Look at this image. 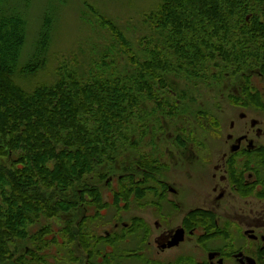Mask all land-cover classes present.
I'll list each match as a JSON object with an SVG mask.
<instances>
[{
    "label": "trees",
    "instance_id": "trees-1",
    "mask_svg": "<svg viewBox=\"0 0 264 264\" xmlns=\"http://www.w3.org/2000/svg\"><path fill=\"white\" fill-rule=\"evenodd\" d=\"M250 4H255L256 14L264 18V0H162L158 11L147 17L159 44L149 49L143 38L135 47L139 49L137 54L120 29L95 12L101 28L110 33L121 54L126 53L133 63L131 70L118 76L112 63L102 61V65L95 66L99 71H90L84 80L62 68L51 86L42 85L31 92L11 81L25 39L23 20L15 14L0 13V256L6 254L7 240L26 244L32 241L37 250L47 249L50 244L42 236L50 235V227L30 236V226L49 217L63 218L65 225L60 234L86 247L91 238L82 228H89L87 222L97 221L102 211L111 207L104 203L101 188L109 186L117 172H121L117 182L127 185L114 196V208L120 200L127 202L124 193L128 186L134 197L129 204L141 205L146 194L155 193L151 185H156L153 169L144 167L161 162L142 155L140 162L130 163V154L120 155L121 141L130 140L124 132L136 122L141 131L144 129L143 141L151 139L152 147L159 144L158 133L163 141H169L165 131L171 126L160 120L191 117L189 108L172 102L173 97L187 99L174 91L172 80L185 78L210 88L222 85L226 76L222 70L215 72L222 56L237 74L234 64L252 49L251 37L256 31L264 36L260 18L248 25L243 19L244 8ZM48 32L49 25L44 23L39 52L21 69L22 75H32L43 65ZM222 34L229 39L236 37L237 42L225 49L220 43L213 45V41L220 42ZM211 114L203 110L192 116L214 119ZM174 145L175 150L184 146L180 138ZM138 168H144L140 172L144 181H135L133 170ZM111 237L115 239L111 235L102 238L112 242ZM98 238L96 234L95 243ZM138 254L133 252L130 257L142 261ZM43 258L38 257L37 262L46 263Z\"/></svg>",
    "mask_w": 264,
    "mask_h": 264
},
{
    "label": "rangeland",
    "instance_id": "rangeland-1",
    "mask_svg": "<svg viewBox=\"0 0 264 264\" xmlns=\"http://www.w3.org/2000/svg\"><path fill=\"white\" fill-rule=\"evenodd\" d=\"M161 2L162 0H4L0 5L2 9L0 13L18 15L23 20L25 27L24 43L19 52L18 65L11 81L21 89L31 92L42 85L51 86L56 80L58 70L62 68L65 69L66 73L73 72L79 78L84 77L82 79L85 80L91 73L90 71H93V73L99 71L95 66L102 65V61L112 63L116 75L127 74L133 63L128 61L126 53L121 54L119 46L112 39L110 33L101 28L93 13L97 12L115 24L129 40L136 53V50L139 49L135 50V47L143 38L149 49L159 44L147 17L158 11ZM244 9L243 19L245 22L248 18L251 23L260 18V15L255 12V4L254 6L250 4ZM260 21L263 22L264 18H260ZM44 23L49 25V43L43 52V65L32 75H22L21 69L34 54L39 52L38 45L42 38L41 30ZM220 38V42L213 41L212 44L220 43V47L223 49L232 47L234 45L232 42H237L236 37L229 39L222 34ZM211 45L208 44L207 47ZM206 54L209 55L210 51L208 50ZM139 56L142 57V54L139 53ZM223 57H219L220 66L215 71L218 73L222 70L224 76H226L222 85H214L210 88L209 85H206V87L205 84L199 83V81L185 78L172 80L174 91L176 90L177 94H182L187 98L182 101V98L173 97L172 102H175L181 108H189L187 113L191 114V117L187 115V117L174 120L164 118L160 120L161 124H170L171 126L169 130L165 131L166 138L167 135L170 137L168 138L169 141H163V135L156 134V141L160 145L157 144L155 147L158 145L159 147L155 149L151 146V139L143 141L142 131L144 129L141 131L136 122H133L131 126L129 125L128 130L124 132V135L130 140L127 143L121 141L120 155L130 154V163L132 161L140 162L139 158L142 155H151L161 162V164L155 163L150 166H142L146 169H153V180L156 185L153 183L151 185L156 191L154 194H146L144 202L140 203L141 205L135 202L129 204L128 200L131 199L132 201L134 197L129 192L128 186L124 193L128 198L127 202L120 200L116 205L118 207L116 209L112 206L114 196L116 193L125 190L127 185L126 182L119 184L116 180L121 172L115 173L109 186L101 185L103 186L101 188L103 201L110 204L111 207L102 211L101 218L97 221L87 224L88 227L96 228L99 237L96 248L99 254L109 251L111 256V262L104 260L99 264H144L142 261L133 260L130 254H133V252L139 253L145 246L143 242L145 241L143 239L145 238L144 234L150 240L155 239L156 206L158 203L156 195L161 194V192L164 193L161 189L172 188L178 196L177 200L182 203L181 212L174 208L173 211L170 209L169 212L165 210L167 219L171 220L168 223V228L173 230L180 226L182 214L197 207L211 205L216 207L215 201L220 192H214V189L220 190L221 187L217 181L219 172H215L213 166L219 161L224 152L227 153L225 145V136L228 133L227 126L230 120L235 122V111L237 110L235 105L227 102L224 91H229L228 88H232L231 86L238 82L240 76L238 73H234L232 66L228 68L225 64V57L222 61ZM231 74L233 75L232 78L230 77ZM149 109H146V111ZM203 110H209L214 119L202 120L196 119L194 115L192 116V113L202 112ZM181 129L185 130L181 132ZM176 138H180L184 144L183 147L180 146L181 148L177 149L181 151L178 154H175L176 145L174 144ZM187 142L190 149L188 152H193V154H185ZM129 145L131 146L129 147ZM191 158L193 162L190 160ZM132 166L136 167L135 164H132ZM138 169L135 172L133 170L135 181H144L143 174L140 175L143 169ZM214 173L217 175L216 181L213 179ZM159 180L167 187L158 184ZM140 185L145 188V184L141 183ZM164 194L170 195L166 192ZM168 199L176 200L173 195L168 196ZM88 210L92 211L93 214L95 213L93 209ZM218 211L221 210L218 209ZM135 218L138 221L133 222ZM212 223L213 221H211V225ZM64 225L63 218L49 217L41 219L39 223L30 226V236L37 233L41 228L49 226L50 235L42 236L46 237L45 240L50 244L47 249L37 250L36 242L32 243V241L26 244L22 241L7 240L5 244L6 254L0 256V259H3L0 264H30V258L37 262L38 257H41L44 253L47 254L43 259L48 262L39 261L38 264H85V253H81L84 250L83 246L60 234ZM84 231L87 234L91 233L90 228ZM106 235H111L115 239L111 237L112 242H105L106 239L102 237ZM81 247L83 250H81ZM148 249L150 250L146 253L145 258L153 260L156 249L153 246ZM99 261H101L100 258Z\"/></svg>",
    "mask_w": 264,
    "mask_h": 264
},
{
    "label": "flooded vegetation",
    "instance_id": "flooded-vegetation-1",
    "mask_svg": "<svg viewBox=\"0 0 264 264\" xmlns=\"http://www.w3.org/2000/svg\"><path fill=\"white\" fill-rule=\"evenodd\" d=\"M251 39L252 49L243 52L234 64L239 80L225 91L227 102L237 110L235 122L230 120L227 126V153L212 165L214 171L219 172L217 181L221 187L214 189L220 192L216 207H197L182 214L176 229L168 228L171 220L167 219L165 210L169 212L174 208L181 212L182 203L177 200L176 192L159 180L158 184L167 187L161 191L176 200L168 199L170 195L162 192L159 195L155 239L150 240L144 234L145 246L138 254L144 264H264V36L256 31ZM189 150L187 146L185 154H193ZM179 152L176 149L175 154ZM190 160L193 162L192 158ZM216 176L214 173L215 181ZM89 228V244L86 247L80 244L84 248L81 247V253H85V264L111 262L109 251L99 254L96 248V228ZM179 230L182 241L169 247ZM151 246L156 249L153 260L145 258ZM30 262L33 263V259Z\"/></svg>",
    "mask_w": 264,
    "mask_h": 264
},
{
    "label": "water",
    "instance_id": "water-1",
    "mask_svg": "<svg viewBox=\"0 0 264 264\" xmlns=\"http://www.w3.org/2000/svg\"><path fill=\"white\" fill-rule=\"evenodd\" d=\"M181 241H182V231L179 230V231L176 232L173 241L170 242L169 247L176 246Z\"/></svg>",
    "mask_w": 264,
    "mask_h": 264
}]
</instances>
